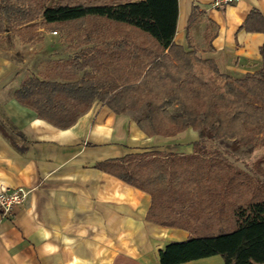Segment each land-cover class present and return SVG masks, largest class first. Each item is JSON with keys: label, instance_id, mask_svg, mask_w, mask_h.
Masks as SVG:
<instances>
[{"label": "trees", "instance_id": "trees-1", "mask_svg": "<svg viewBox=\"0 0 264 264\" xmlns=\"http://www.w3.org/2000/svg\"><path fill=\"white\" fill-rule=\"evenodd\" d=\"M201 14L194 4L186 29L190 50L173 41L178 0H0V33L40 20V27L59 29L73 43L69 59H55L15 91L18 100L58 127L71 125L98 99L117 113L143 102L134 119L149 136L198 130L191 153L152 149L100 164L150 194L149 220L188 231L185 240L159 251L160 264L214 254L224 264H264V186L243 184L249 194H236L225 222L217 212H190L198 200L192 194L208 185L203 178L216 164L228 166L222 152H198L204 151V135L232 138L236 147L264 139V42L259 69L239 77L222 73L213 59L197 55L193 26ZM257 16L264 30V15ZM20 35L31 41L39 33ZM213 35L207 27L203 31L205 39Z\"/></svg>", "mask_w": 264, "mask_h": 264}, {"label": "crops", "instance_id": "crops-1", "mask_svg": "<svg viewBox=\"0 0 264 264\" xmlns=\"http://www.w3.org/2000/svg\"><path fill=\"white\" fill-rule=\"evenodd\" d=\"M194 4L202 10L195 23L201 36L193 39L202 58L235 77L261 67L257 15H264V0L219 8L212 0H178L173 41L184 50L191 49L186 29ZM206 27L211 39L203 36ZM13 33H0V189L22 186L26 195L11 215L0 214V264H160L159 251L188 231L149 220L150 194L108 171L107 162L152 149L188 153L198 133L149 136L129 111L117 113L98 99L67 127L39 117L15 91L47 67L32 72L20 57L24 40ZM12 34L19 42H9ZM176 264L224 261L214 254Z\"/></svg>", "mask_w": 264, "mask_h": 264}, {"label": "rangeland", "instance_id": "rangeland-1", "mask_svg": "<svg viewBox=\"0 0 264 264\" xmlns=\"http://www.w3.org/2000/svg\"><path fill=\"white\" fill-rule=\"evenodd\" d=\"M35 23L36 26L22 27L19 32L13 33L19 34L30 30L41 34L40 39H36L35 41H23L21 43L22 54L20 57L27 56L28 66L32 72L44 70L46 67L50 66L55 59L63 61L69 59L73 55L76 48L59 29L53 33L52 29L48 31L43 25V27H40L42 24L40 20H37ZM13 34L8 39L11 44L19 42L17 35ZM193 35L195 39L201 36V26L199 24L193 27ZM14 54L18 56L17 53ZM197 55L202 58L198 51ZM143 107L144 103L142 102L138 109L128 111L133 117H138ZM174 110H178V108L176 107ZM193 130L198 133V130ZM261 135H263V133L259 132L257 137L259 138ZM204 137V151L199 150L198 152H200V154L211 153L212 151L222 152L228 166L225 170L216 164L212 172L203 178L201 183L208 181V185H201L198 190L192 194L198 200H196L197 203L192 208L195 212L192 210H190V212L202 215L210 210L214 214L217 212L216 214L219 216V219L225 222L229 217L228 208L232 203L234 204L238 200L236 199V194L238 192L242 194L247 193L248 190L244 185L248 186L249 183L250 186H264V139L260 138L253 143L236 147L232 143V138L229 137H225L221 140L207 138L206 135H204ZM191 152L192 151L188 153ZM187 209H190V207H187Z\"/></svg>", "mask_w": 264, "mask_h": 264}, {"label": "built area", "instance_id": "built-area-1", "mask_svg": "<svg viewBox=\"0 0 264 264\" xmlns=\"http://www.w3.org/2000/svg\"><path fill=\"white\" fill-rule=\"evenodd\" d=\"M238 0H212L213 7H224L233 4ZM53 33L56 31L53 30ZM26 195V190L22 186L14 188L0 189V214L3 216L11 215L14 206L21 203Z\"/></svg>", "mask_w": 264, "mask_h": 264}]
</instances>
